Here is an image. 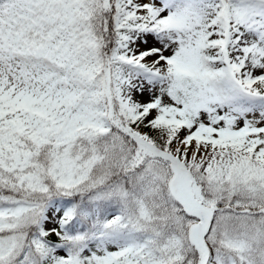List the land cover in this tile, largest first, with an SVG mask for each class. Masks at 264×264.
<instances>
[{
	"label": "snow or ice",
	"instance_id": "obj_1",
	"mask_svg": "<svg viewBox=\"0 0 264 264\" xmlns=\"http://www.w3.org/2000/svg\"><path fill=\"white\" fill-rule=\"evenodd\" d=\"M0 264H264V0H0Z\"/></svg>",
	"mask_w": 264,
	"mask_h": 264
}]
</instances>
